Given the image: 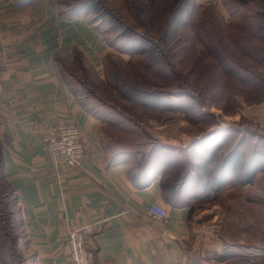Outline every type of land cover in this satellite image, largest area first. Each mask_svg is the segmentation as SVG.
<instances>
[{
    "label": "rangeland",
    "instance_id": "374dc122",
    "mask_svg": "<svg viewBox=\"0 0 264 264\" xmlns=\"http://www.w3.org/2000/svg\"><path fill=\"white\" fill-rule=\"evenodd\" d=\"M95 1L110 50L98 72L83 57L63 72L99 120L103 147L190 159L204 190L192 202L188 264L207 262L200 250L208 234L224 254L264 250V0ZM133 87L146 92L132 96ZM238 143L246 157L258 151V160L237 161L236 172L212 188L220 161L235 162L228 157ZM28 253L17 197L0 180V256L25 264Z\"/></svg>",
    "mask_w": 264,
    "mask_h": 264
},
{
    "label": "crops",
    "instance_id": "0c3cea01",
    "mask_svg": "<svg viewBox=\"0 0 264 264\" xmlns=\"http://www.w3.org/2000/svg\"><path fill=\"white\" fill-rule=\"evenodd\" d=\"M67 1L0 0L1 175L22 211L25 264L64 261L69 231L91 222L99 226L86 245L89 264H188L194 196L165 201L160 171L132 180L133 159L106 151L99 120L62 72L76 55L98 72L110 50L99 23L85 9L66 13ZM65 119L74 120L88 145L79 169L46 149L50 128ZM151 205L167 211L166 222L154 217ZM208 236L200 250L207 261L224 249Z\"/></svg>",
    "mask_w": 264,
    "mask_h": 264
},
{
    "label": "trees",
    "instance_id": "16d2710c",
    "mask_svg": "<svg viewBox=\"0 0 264 264\" xmlns=\"http://www.w3.org/2000/svg\"><path fill=\"white\" fill-rule=\"evenodd\" d=\"M66 13H70L77 10L85 9L90 15L93 17V21L96 23L98 19H103L105 16L102 12V9L99 7L98 3L95 0H69L65 3ZM99 23V22H98ZM81 56L76 55L74 58H79ZM67 63V62H65ZM63 65L62 64V72H63ZM91 68V67H90ZM64 74V72H63ZM65 76V74H64ZM137 90V94L130 93L132 96L140 97L145 90H142L137 87H133ZM140 92V93H139ZM128 94V93H123ZM130 95V96H131ZM127 96V95H125ZM132 98V97H131ZM207 140V139H206ZM205 140V141H206ZM204 141V142H205ZM206 144V143H205ZM244 150L239 149V143L234 147V149L229 154L231 157V161L235 160L233 164L228 163L225 157L223 160L220 161L218 164V168L220 169L219 177L216 179L215 184L212 185V188L217 189L218 186L222 183V181L229 175L234 174L235 166H237V161L241 162L242 164H246L247 167L250 166L251 163L255 164L257 161L259 152L253 151L249 157L243 155V153L239 152ZM126 153L125 151H121ZM129 156H132L130 153H126ZM243 157L241 160L240 158ZM133 159V166L130 168V178L135 180L136 178L141 179L140 177L147 176L152 174L155 171L161 172V188L164 200L170 204H178L180 202L185 201L186 198H190L196 193L204 190V184H201V179L193 174V167H190V159L185 158L183 161H179V158L174 156H170L169 159L163 157L155 153L154 151H149L147 153H137L131 157ZM219 162V160H218ZM1 163V162H0ZM172 170H169L171 169ZM164 173H171L172 176H166ZM0 180L8 187V184L4 181L1 175V164H0ZM11 190V189H10ZM11 192H13L11 190ZM188 200V199H186ZM1 258V256H0ZM3 260V258H1ZM4 262V260H3Z\"/></svg>",
    "mask_w": 264,
    "mask_h": 264
},
{
    "label": "built area",
    "instance_id": "2783aa9c",
    "mask_svg": "<svg viewBox=\"0 0 264 264\" xmlns=\"http://www.w3.org/2000/svg\"><path fill=\"white\" fill-rule=\"evenodd\" d=\"M45 145L52 158L64 163L70 169H79L82 166L88 150V145L73 119H65L53 125L50 128V134L45 141ZM154 206L151 205L150 207V210L156 209L154 217L166 222L168 218L167 211L162 207ZM98 223L91 222L79 225L69 231L67 235V258L58 264H89L91 253L86 245L97 231ZM233 252L234 254L217 252L213 259H220L216 260V264H224L227 261L237 262L239 259L244 261L243 264H254V262L264 264V250L240 248L234 249ZM213 259L209 258L208 261L213 262ZM155 264L163 263L158 262Z\"/></svg>",
    "mask_w": 264,
    "mask_h": 264
},
{
    "label": "bare ground",
    "instance_id": "6f19581e",
    "mask_svg": "<svg viewBox=\"0 0 264 264\" xmlns=\"http://www.w3.org/2000/svg\"><path fill=\"white\" fill-rule=\"evenodd\" d=\"M215 135V134H214ZM215 137H216V135H215ZM212 142V141H211Z\"/></svg>",
    "mask_w": 264,
    "mask_h": 264
}]
</instances>
